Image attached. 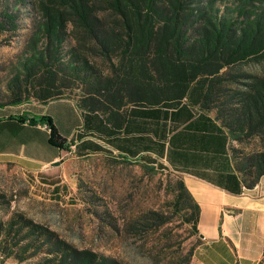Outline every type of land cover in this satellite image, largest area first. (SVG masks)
<instances>
[{
    "label": "rangeland",
    "instance_id": "374dc122",
    "mask_svg": "<svg viewBox=\"0 0 264 264\" xmlns=\"http://www.w3.org/2000/svg\"><path fill=\"white\" fill-rule=\"evenodd\" d=\"M83 1L101 19V31L112 46L109 54L60 1L3 0L19 23L16 31L0 35V106L5 113H19L34 106L27 103L53 99L74 98L80 103L113 79L122 34L119 19L108 0ZM236 71L263 77L264 63L225 68L215 87L218 102L228 101L238 89L227 79ZM232 143L236 160L262 150L255 137ZM66 159L71 201L42 194L18 167L0 164V228L10 219L28 220L79 250H92L121 264H198L193 257L198 239L193 221H188L190 212L180 210L177 202L178 176L162 162L127 160L103 152L85 157L68 154ZM7 242L0 237V264H36L38 258L19 262L6 255L4 247L15 248L12 236Z\"/></svg>",
    "mask_w": 264,
    "mask_h": 264
},
{
    "label": "trees",
    "instance_id": "16d2710c",
    "mask_svg": "<svg viewBox=\"0 0 264 264\" xmlns=\"http://www.w3.org/2000/svg\"><path fill=\"white\" fill-rule=\"evenodd\" d=\"M108 2L122 32L118 62L113 68V79L87 94L78 102L80 106L102 112L106 121L116 126L123 121L122 112L128 105L172 109L186 101L202 111L213 112L231 140L255 137L260 141L262 150L240 160L235 159L232 148L236 169L247 179V186L257 182L264 175V76L242 71L231 74L227 79L238 89L225 102L215 98V87L225 68L264 63V0ZM58 3L70 9L105 53L112 51L106 33L101 31V19L87 2ZM18 28L16 12L0 0V35ZM54 33L58 35L57 31ZM17 119L45 124L48 144L69 150L71 143L59 133L51 118ZM177 186L179 209L190 212L188 221H193L197 235L198 205L179 177ZM21 222L10 219L0 228V237L8 243L12 236V247L16 248L4 247V253L19 262L38 258L36 264H121L92 250H79L38 224ZM22 229H26L25 234H20Z\"/></svg>",
    "mask_w": 264,
    "mask_h": 264
},
{
    "label": "crops",
    "instance_id": "0c3cea01",
    "mask_svg": "<svg viewBox=\"0 0 264 264\" xmlns=\"http://www.w3.org/2000/svg\"><path fill=\"white\" fill-rule=\"evenodd\" d=\"M25 105L34 106L19 113L0 106V164L18 167L31 187L53 199H74L68 154L153 159L182 179L198 205V264H264V175L247 186L235 166L232 140L213 112L186 101L172 109L128 105L116 126L74 98ZM19 116L51 118L71 143L69 150L48 144L45 124Z\"/></svg>",
    "mask_w": 264,
    "mask_h": 264
},
{
    "label": "water",
    "instance_id": "95a60500",
    "mask_svg": "<svg viewBox=\"0 0 264 264\" xmlns=\"http://www.w3.org/2000/svg\"><path fill=\"white\" fill-rule=\"evenodd\" d=\"M201 237V236H200Z\"/></svg>",
    "mask_w": 264,
    "mask_h": 264
}]
</instances>
